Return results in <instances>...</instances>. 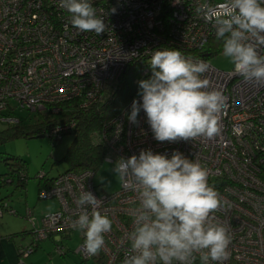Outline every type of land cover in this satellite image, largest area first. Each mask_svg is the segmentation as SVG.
Listing matches in <instances>:
<instances>
[{
	"label": "built area",
	"instance_id": "1",
	"mask_svg": "<svg viewBox=\"0 0 264 264\" xmlns=\"http://www.w3.org/2000/svg\"><path fill=\"white\" fill-rule=\"evenodd\" d=\"M59 2L0 0V125L22 123L20 109L57 114L67 102L76 101L79 109L105 102L132 62H143L142 75L151 76L148 63L155 49H178L185 57L204 60L209 65L208 90H218L225 98L220 135L213 140L158 142L143 110L138 124L128 119L133 100L141 99L137 93L103 126L104 161L116 162L142 149L169 156L178 150L197 160L207 169L209 184L226 201L215 213L231 236V255L225 264H264V85L246 81L234 66L229 71L219 69L209 53H199L206 52L210 40L217 37L213 22L205 19L207 9H197L207 4L224 15L228 0H89L107 25L99 35L74 28L70 13ZM113 7L117 11L110 13ZM75 128L72 121L51 126L44 134L61 139ZM96 172L67 170L41 187L40 198H56L59 209L37 221L28 209L33 241L71 237L76 231L71 224L78 218L76 200L82 190H89L102 200L98 211L109 216L112 229L97 255L88 254L80 232L76 253L91 264H123L131 247V213L139 206V194L122 183L118 191H104L94 181ZM5 209L15 213L4 206L0 216ZM32 251V246L22 249L25 256ZM195 264H200L199 257Z\"/></svg>",
	"mask_w": 264,
	"mask_h": 264
},
{
	"label": "clouds",
	"instance_id": "2",
	"mask_svg": "<svg viewBox=\"0 0 264 264\" xmlns=\"http://www.w3.org/2000/svg\"><path fill=\"white\" fill-rule=\"evenodd\" d=\"M59 6L70 13L77 30L105 32L107 25L89 0H60ZM204 9L235 72L264 85V0H228L224 15L207 4L197 11ZM116 11L113 7L110 13ZM148 65L152 74L138 82L141 99L132 102L130 122L138 124L143 110L158 142L213 140L220 135L225 98L218 90H208L207 62L162 47L153 50ZM111 171L118 182L139 194V206L131 213V247L123 264H195L197 257L200 264L229 260L231 236L215 216L226 201L209 184L208 171L197 160L178 150L169 156L142 149L138 155L120 157ZM101 203L89 190H82L76 200L78 218L71 227L83 233V247L90 255L100 253L105 234L112 229L109 216L98 211Z\"/></svg>",
	"mask_w": 264,
	"mask_h": 264
},
{
	"label": "rangeland",
	"instance_id": "3",
	"mask_svg": "<svg viewBox=\"0 0 264 264\" xmlns=\"http://www.w3.org/2000/svg\"><path fill=\"white\" fill-rule=\"evenodd\" d=\"M211 62L215 67L226 71L231 70L234 66L231 59L225 57L223 53L212 57ZM139 78L142 79L141 74ZM18 112L23 121H33L31 120L33 116L29 119V116L33 114H29L23 109ZM7 127L9 126L0 125V130ZM74 138L75 134L71 132L65 134L61 139L45 135L43 137H17L0 143V199L5 198L4 201H7L19 212V214H13L4 210L3 215L0 216V234L9 230L12 234H8V236L15 237L18 242L31 245L34 240L33 234L24 232L33 228V223L28 217V209L33 210V217L36 218V221L59 209V201L56 198H40V188L43 185L39 187L38 176L40 173H46L48 177H55L68 169L67 160L63 158ZM13 156L26 161L30 176L26 188L20 190H15L12 184L1 186V178L6 176L9 166L14 164ZM114 166L115 162L109 163L108 160H105L97 169L94 178L95 183L102 184V188L106 192H115L121 188V183L115 179V174L111 171ZM47 183L48 180L44 181V184ZM81 239V233L78 230L73 231L71 237H64L62 241L52 238L45 239L30 255L20 256V262L22 261L24 264H91V260L84 261L76 253Z\"/></svg>",
	"mask_w": 264,
	"mask_h": 264
},
{
	"label": "trees",
	"instance_id": "4",
	"mask_svg": "<svg viewBox=\"0 0 264 264\" xmlns=\"http://www.w3.org/2000/svg\"><path fill=\"white\" fill-rule=\"evenodd\" d=\"M222 52L223 41L212 39L208 44L206 52L199 53L202 55L209 53L211 57H215ZM144 68L143 62H132L118 80L111 98L105 102L96 103L88 109H79L78 103L76 101H71L62 104L61 111L57 114H51L49 111L33 114L29 116V119L33 116V119L31 118L33 121H22L20 124L10 125L6 129L0 130V143L17 137L38 136L44 134L45 130L51 126L73 121L76 124V128L72 131V133L74 132L75 134V138L67 154L63 158L67 160L69 165L67 170H80L84 168L97 170L104 162V156L106 154V148L100 139L103 126L115 117L138 93V82L150 78L149 75H142ZM140 74L142 75V79L139 78ZM136 79H138L137 83L135 82ZM13 159L15 160L14 164L9 166L6 176L1 178V186L12 184L15 190H20L21 188H26L30 176L26 161L16 156H13ZM55 177H48V175L44 173L43 177L38 178L39 187L44 185V181H50ZM4 199L5 198L0 199V207L7 206V208L14 209L7 201H4ZM14 214H18L17 210H15ZM32 231L33 228L24 232L28 234L32 233ZM39 245L40 242L34 243L33 241L31 245L25 247L32 246L33 251H35ZM21 249H23L22 246ZM22 255L23 253H20V256Z\"/></svg>",
	"mask_w": 264,
	"mask_h": 264
},
{
	"label": "crops",
	"instance_id": "5",
	"mask_svg": "<svg viewBox=\"0 0 264 264\" xmlns=\"http://www.w3.org/2000/svg\"><path fill=\"white\" fill-rule=\"evenodd\" d=\"M17 213L19 214L18 211ZM8 234L12 233L8 230L4 234H0V264H19L20 253H22L21 246L25 249L27 245L18 242L15 237H10Z\"/></svg>",
	"mask_w": 264,
	"mask_h": 264
},
{
	"label": "water",
	"instance_id": "6",
	"mask_svg": "<svg viewBox=\"0 0 264 264\" xmlns=\"http://www.w3.org/2000/svg\"><path fill=\"white\" fill-rule=\"evenodd\" d=\"M43 136H45V134H40V135H38V137H43Z\"/></svg>",
	"mask_w": 264,
	"mask_h": 264
}]
</instances>
